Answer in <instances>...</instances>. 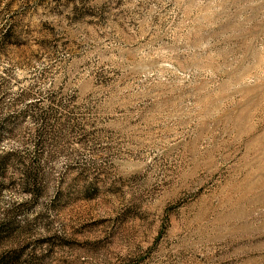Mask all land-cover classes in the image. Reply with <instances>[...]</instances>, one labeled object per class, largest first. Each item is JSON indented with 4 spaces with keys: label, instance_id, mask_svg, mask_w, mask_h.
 Masks as SVG:
<instances>
[{
    "label": "rangeland",
    "instance_id": "1",
    "mask_svg": "<svg viewBox=\"0 0 264 264\" xmlns=\"http://www.w3.org/2000/svg\"><path fill=\"white\" fill-rule=\"evenodd\" d=\"M0 264H264V0H0Z\"/></svg>",
    "mask_w": 264,
    "mask_h": 264
}]
</instances>
